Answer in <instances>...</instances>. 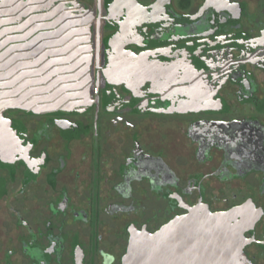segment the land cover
<instances>
[{"label": "flooded vegetation", "instance_id": "obj_1", "mask_svg": "<svg viewBox=\"0 0 264 264\" xmlns=\"http://www.w3.org/2000/svg\"><path fill=\"white\" fill-rule=\"evenodd\" d=\"M87 1L78 0L94 17L89 104L0 112V264H122L131 240L200 210L236 213L230 224L240 254L247 264H264V48L242 61L248 95L239 96L238 85L221 89L224 109H137L107 62L133 57L156 69L185 70L200 60L194 46L202 38L169 31L160 37L157 24L144 28V38L136 26L143 18L168 25L195 16L205 0L192 12L175 0H91L93 7ZM227 1L223 21L213 19L222 24L207 26L219 31L206 38L264 42V0H256L260 14L247 0ZM116 23L126 25L118 30ZM240 56L231 51L233 61ZM179 239L163 243L165 264L211 261L198 243Z\"/></svg>", "mask_w": 264, "mask_h": 264}, {"label": "water", "instance_id": "obj_2", "mask_svg": "<svg viewBox=\"0 0 264 264\" xmlns=\"http://www.w3.org/2000/svg\"><path fill=\"white\" fill-rule=\"evenodd\" d=\"M227 4V0H205L195 16L176 17L168 25L148 18L137 24L144 38L147 36L145 29L157 24L160 37L169 31V35L185 39H202L194 46L201 48L200 60L188 64L185 70H175L173 64L156 69V63L139 64V59L133 57L126 62L117 56L107 62L106 69L111 71V68L121 75V80L132 91L133 107L142 110L168 108L181 113H188L180 109L189 106L206 111L224 109L227 103L220 91L226 83L238 85L239 96L248 95L249 90L242 88L250 82L244 78L245 62L242 61L250 55L256 56L264 48L263 39L206 38L219 31H209L207 26L222 24L219 18L228 14ZM141 15L146 17L147 13ZM208 18L212 19L210 23H207ZM215 18L219 21L213 20ZM93 21V15L78 0H0V112L10 108L67 112L88 105L91 101ZM122 24L126 25L116 23L118 30L122 29ZM99 25L98 21L96 29ZM98 45L96 40V47ZM232 50L241 53L237 62L231 59ZM120 54L129 56L125 52ZM164 68L175 71L161 75ZM152 76L158 78L150 90L143 91L144 82ZM177 77L180 78L176 80ZM138 79L140 81L134 86L133 82L137 83ZM46 104H56L60 109ZM236 216L232 212L193 211L185 219L171 222L143 241L131 240L122 264H165L163 243L176 242L179 238L186 240L189 236L193 237L188 240L204 248L207 259H211L208 264H247L237 244L238 229L230 224Z\"/></svg>", "mask_w": 264, "mask_h": 264}, {"label": "rangeland", "instance_id": "obj_3", "mask_svg": "<svg viewBox=\"0 0 264 264\" xmlns=\"http://www.w3.org/2000/svg\"><path fill=\"white\" fill-rule=\"evenodd\" d=\"M175 1L177 4V7L181 9V11L192 12L199 6L202 0H175ZM247 1H248L250 9L255 8L257 12H259L260 14L261 9H262L261 3L256 2V0H247ZM87 2H89L91 7L94 6V2H92L91 0Z\"/></svg>", "mask_w": 264, "mask_h": 264}, {"label": "bare ground", "instance_id": "obj_4", "mask_svg": "<svg viewBox=\"0 0 264 264\" xmlns=\"http://www.w3.org/2000/svg\"><path fill=\"white\" fill-rule=\"evenodd\" d=\"M46 105H51L52 107H56L57 108V105L56 104H46ZM43 107L48 108L49 106H43ZM57 109H60V107H58Z\"/></svg>", "mask_w": 264, "mask_h": 264}]
</instances>
